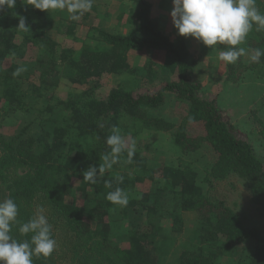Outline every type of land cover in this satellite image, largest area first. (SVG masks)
I'll return each instance as SVG.
<instances>
[{"label":"trees","instance_id":"trees-1","mask_svg":"<svg viewBox=\"0 0 264 264\" xmlns=\"http://www.w3.org/2000/svg\"><path fill=\"white\" fill-rule=\"evenodd\" d=\"M131 1L132 30L90 25L98 35L95 45L67 50L58 47L48 32L49 19L42 10L23 0H17L11 10H0V115L27 111L24 106L28 104L18 96L13 75L22 66L13 62L4 67L5 59L22 54L27 42L39 50L40 58L37 56L35 61L44 84L54 87L65 77L72 83L88 85L80 93L70 92L65 98L54 99L36 118V132L18 131L14 136L0 133V184L4 185L6 199L17 203L20 224L43 208L56 240L53 253L46 258L33 256V264H166L160 248L170 236L164 231V210L171 214L178 209L194 212L197 242L184 248L172 264H264V225L262 230L248 227L223 201H213L205 195L190 168L149 165L152 156L141 154L139 140H135L139 146L131 161L124 153L96 184L83 180V171L89 165L102 164V157L110 153L106 138L114 128L124 126L123 122L142 124L170 131L173 144L182 153L200 148L210 151L207 178L241 179L252 205L264 220V157L257 153L247 135H242L222 115L214 98L200 94L201 84L192 79L196 60L191 58L186 39L178 36L173 40L162 30V19L152 15L150 0ZM257 7L264 13V0H257ZM82 16L87 20L84 24L95 18L89 12ZM20 17L25 19V28L18 26ZM16 35L25 40L16 43ZM240 45L245 50L264 49V30L257 31L253 25ZM142 49L163 50L175 77L155 91L133 94L113 87L104 97L94 93L101 86V78L128 71L129 52ZM240 59L229 65L232 74L244 67ZM250 67L262 68L260 75L264 77V56L258 63L250 62ZM170 94L187 103L178 124L156 115ZM54 114L58 120L50 118ZM256 120L263 125L259 118ZM261 134L264 137V127ZM117 176H123L122 183L116 182ZM160 177L165 185L159 190H167L168 194L167 202L162 203L165 209L150 201L154 193L147 182ZM106 181L112 182L111 188L106 187ZM140 186H144L142 192L129 196L126 206L106 199L107 193L116 187L133 193ZM87 193L95 196L91 204H79L77 198ZM117 209L121 218L129 220L121 238L112 236L109 219V214ZM180 225L175 221L169 232H178ZM18 227H13L12 235L21 241L30 240L32 233L22 236Z\"/></svg>","mask_w":264,"mask_h":264},{"label":"rangeland","instance_id":"rangeland-1","mask_svg":"<svg viewBox=\"0 0 264 264\" xmlns=\"http://www.w3.org/2000/svg\"><path fill=\"white\" fill-rule=\"evenodd\" d=\"M150 1L153 4L152 15L162 19V30L173 40L178 36L186 39L191 58L196 60L192 70V79L201 84L200 94L214 98L222 115L227 117L232 126L242 135H247L257 153L264 157V137L261 134L264 127V77L260 75L263 73L262 68L250 67L249 55L252 51L250 49L245 50V55L241 56L240 59L244 67L248 66L247 69L245 70L243 67L232 74V71H229L230 64L218 59L219 51L226 50L227 46L217 45L211 48L191 36L179 35L170 14L173 9L172 0H166V3H163L162 0ZM93 7L89 13L91 17L94 16L95 18L88 24L83 23L86 20L83 16L77 21L71 20L66 10H43L49 19L47 30L58 47L67 50L68 48L79 49L85 45L94 46L98 35L96 31L90 29V25L96 28L102 25L103 28L105 26L110 30L124 32L132 30L134 14L131 0H93ZM23 40L25 39L20 35L15 36L16 43ZM29 43H25L22 54L16 58H7L4 62V67L17 62L25 69L19 76H15L19 90L18 96L23 97V101L28 104L24 106L27 111L23 109L10 111L5 115L1 113L0 133L4 136H14L18 131L25 132V134L36 132L38 130L36 118H40L42 112L49 107L51 102L53 103L54 99L65 98L70 92L80 93L88 87L86 84L72 83L65 77L61 78L58 85L54 87H50L47 83L44 84L40 79V71L35 61L37 56L40 58L39 50L35 45ZM236 47H241V45ZM128 64L130 66L128 71L111 75L109 78H101V86L94 93L99 97H104L113 87L133 91V94L155 91L175 77L174 70H170L171 67L167 64L163 50L131 51L128 54ZM2 105L3 103H0V109ZM186 108L187 103L185 101L178 100L170 94L167 96L166 102L159 106L156 115L165 121L178 124L182 120ZM53 117L59 119L58 115H50V118ZM257 117L263 125L256 120ZM59 123V121L55 122V124ZM129 123L123 122L124 126H117L116 128L120 130L121 135L126 140L140 141L141 144L139 145H142L141 154L143 156L151 154L152 156L149 165L190 168L195 173L197 185L202 187V192L205 195L213 201H223L239 215L248 227H257L262 230L264 220L252 205L248 190L241 179L236 176H229L220 181L212 177L207 178L210 151L200 148L195 152L182 153L173 144L170 131H158L144 127L142 124L133 126ZM134 131H138V133ZM74 147L76 148V145ZM120 168L124 169L123 166ZM145 174L147 175V173ZM147 182L151 186V193H154L150 201L163 207L162 203L168 200L167 190L164 193L159 190L165 185L163 179L160 177L152 180V183L149 180ZM143 188L144 186H140V190L128 194L129 196H138ZM6 197L7 194L2 183L0 184V201L5 200ZM94 197V195L87 193L83 197H78L77 202L90 205ZM97 197H100V194ZM163 209L165 208L163 207ZM118 211L117 209L111 212L109 219L113 226L112 236L121 238L120 235L124 232L129 220L126 217L121 218ZM164 211V231L169 233V238H171L163 241L160 248L166 264H172L184 248L196 244L197 241L194 237L197 219L193 214L194 212L191 211L182 210L181 212L178 209L171 214L168 210ZM43 214L46 215L44 210ZM175 221L181 222L178 232H169Z\"/></svg>","mask_w":264,"mask_h":264},{"label":"clouds","instance_id":"clouds-1","mask_svg":"<svg viewBox=\"0 0 264 264\" xmlns=\"http://www.w3.org/2000/svg\"><path fill=\"white\" fill-rule=\"evenodd\" d=\"M17 0H0V10H11ZM27 5L39 10H66L69 18L77 21L93 7V0H23ZM171 17L178 34L191 36L204 45L214 47L227 46L220 50L218 59L226 63H235L245 55V49L240 45L248 33L256 25L257 31L264 30V13L257 7V0H172ZM20 28H25V19L20 17ZM264 49L256 48L249 55L253 63L260 62ZM25 69L18 67L13 75H19ZM110 153L105 154L103 163L89 165L83 171V180L96 184L98 178L112 169L118 163L122 154L127 153L131 161L135 154V140H126L120 130L114 128L106 138ZM123 176L115 177L117 183L123 182ZM106 187L111 188L112 182L106 181ZM106 199L120 206L129 202V194L120 187L109 191ZM18 205L12 198L0 201V264H33V256L49 257L56 247L52 235V226L43 214V208H38L36 214L27 222L20 224L17 220ZM19 225L18 231L22 236L32 233L30 240H18L12 235L13 227Z\"/></svg>","mask_w":264,"mask_h":264}]
</instances>
